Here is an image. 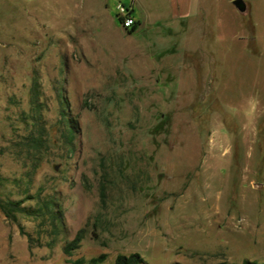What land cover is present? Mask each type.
Here are the masks:
<instances>
[{
	"label": "rangeland",
	"instance_id": "374dc122",
	"mask_svg": "<svg viewBox=\"0 0 264 264\" xmlns=\"http://www.w3.org/2000/svg\"><path fill=\"white\" fill-rule=\"evenodd\" d=\"M131 1L0 0V200L61 215L53 231L48 212L0 213V264L264 262V0L208 1L172 31L135 0L129 34L116 6Z\"/></svg>",
	"mask_w": 264,
	"mask_h": 264
},
{
	"label": "trees",
	"instance_id": "16d2710c",
	"mask_svg": "<svg viewBox=\"0 0 264 264\" xmlns=\"http://www.w3.org/2000/svg\"><path fill=\"white\" fill-rule=\"evenodd\" d=\"M119 20V19H118ZM135 20V19H134ZM120 22V20H119ZM138 22L135 20L134 25L126 29L129 34H132L136 28H137ZM39 94L38 90V83L37 80H33L30 86V111L29 115H27L24 120H29L30 122V127L29 130L27 131V134L22 136L20 141H19V146L20 150L23 152V159L24 162L28 163L29 167V173L33 172L35 168L38 166L39 161L41 159V147L43 143V136L44 132L39 124V110H40V105L37 103V97ZM62 116L64 115L63 113L61 114ZM65 125H67V129H65V133L63 136H66L68 139V142H70L71 138V132L72 128L68 124V122L65 120ZM28 173V174H29ZM31 197H27L25 199H29ZM22 200H0V213L4 217L6 221L10 222H15V215L16 213H27L29 215L33 216H39L38 212H48L50 216V226L53 231L56 230L58 225H61V215L59 214V211H53L54 208V203L52 201H47L44 203H41L39 205L38 209L35 210H27L24 207H21ZM37 213V215L35 214ZM79 234L76 235L73 240H71L66 246L63 247L62 251L64 254H69V252L73 249L76 248L77 242L79 241ZM104 257L103 255H100L96 258H91L87 261V264H103ZM143 259L138 253H131V254H118L114 261L113 264H142ZM72 264H84L82 260L77 259L74 260ZM177 264V263H175ZM216 264H229L226 261H222ZM242 264H264V262H257V261H251V260H244Z\"/></svg>",
	"mask_w": 264,
	"mask_h": 264
},
{
	"label": "crops",
	"instance_id": "0c3cea01",
	"mask_svg": "<svg viewBox=\"0 0 264 264\" xmlns=\"http://www.w3.org/2000/svg\"><path fill=\"white\" fill-rule=\"evenodd\" d=\"M208 1L212 0H150V4L154 7L157 16H166V20L164 21L165 23L158 24L157 26L159 27L160 25H166L167 31H172V29L168 27V24L175 26L180 25L181 29H185L190 23V19L192 17L202 14ZM245 6L246 9L244 13H246L249 8L247 3H245ZM130 7L133 18L138 22L136 28L137 30L141 26V20L134 16L135 0L131 1ZM162 7H164V9Z\"/></svg>",
	"mask_w": 264,
	"mask_h": 264
},
{
	"label": "built area",
	"instance_id": "2783aa9c",
	"mask_svg": "<svg viewBox=\"0 0 264 264\" xmlns=\"http://www.w3.org/2000/svg\"><path fill=\"white\" fill-rule=\"evenodd\" d=\"M116 16L124 29H129L134 25L135 20L131 14V7L118 4L116 6Z\"/></svg>",
	"mask_w": 264,
	"mask_h": 264
},
{
	"label": "water",
	"instance_id": "95a60500",
	"mask_svg": "<svg viewBox=\"0 0 264 264\" xmlns=\"http://www.w3.org/2000/svg\"><path fill=\"white\" fill-rule=\"evenodd\" d=\"M233 5L240 13L245 12L246 6L242 0H234Z\"/></svg>",
	"mask_w": 264,
	"mask_h": 264
}]
</instances>
